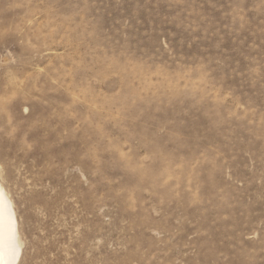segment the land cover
<instances>
[{"label":"rangeland","instance_id":"1","mask_svg":"<svg viewBox=\"0 0 264 264\" xmlns=\"http://www.w3.org/2000/svg\"><path fill=\"white\" fill-rule=\"evenodd\" d=\"M0 182L17 264H264V0H0Z\"/></svg>","mask_w":264,"mask_h":264},{"label":"bare ground","instance_id":"2","mask_svg":"<svg viewBox=\"0 0 264 264\" xmlns=\"http://www.w3.org/2000/svg\"><path fill=\"white\" fill-rule=\"evenodd\" d=\"M21 255L13 202L0 182V264H17Z\"/></svg>","mask_w":264,"mask_h":264}]
</instances>
